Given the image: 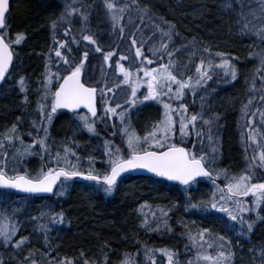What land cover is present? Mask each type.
<instances>
[{
  "label": "trees",
  "instance_id": "1",
  "mask_svg": "<svg viewBox=\"0 0 264 264\" xmlns=\"http://www.w3.org/2000/svg\"><path fill=\"white\" fill-rule=\"evenodd\" d=\"M63 1L54 0V3L57 7L58 2L63 3ZM90 1L91 4L86 6V9L78 11L82 26L76 33L68 24L53 30L50 21L53 13L52 1L46 3L44 0H15L12 3V6L15 2L19 5V9L14 13L11 6L10 14L14 15V17L11 15L12 23L16 28L26 30L23 31L29 37L31 48L24 51L23 45L15 46L17 51L14 52L12 71L7 78V81L10 78L11 85L1 86L0 138H3L13 125L17 126V134L26 145L32 144L37 138L33 121L37 124L40 121L38 101L42 95V88L39 77L41 73L46 72L45 66L41 65L40 51L48 41H51L44 39L45 31L57 34L60 29L69 30V35L75 37L80 47L75 48L68 44L67 56L76 59L81 56L80 50L84 47L80 43L82 30L83 34L93 35L99 44L113 42V46L107 50L117 51L118 54L114 58H118L120 52L129 50L130 36L135 32L137 40L143 42L142 51L151 58L149 49L153 45L160 46L161 34L158 29L162 28L166 31L171 30V40L164 38L163 42L167 43L169 50L173 52L171 57L174 61L173 71L176 74L185 73L184 79L188 76L197 77L195 69L201 60L205 61V67L209 59L214 64L226 60L237 70V79L233 81L230 75L224 74L223 69L213 67L212 79L204 87L197 88L195 94L185 90L183 102L187 105L188 115L202 112L204 119L211 121L213 140L210 144L207 138L209 126L198 120L197 127L204 133L203 144L201 145L192 135L183 146L191 150L195 142L197 152L203 148L205 153L215 155L214 167L226 169L230 174L237 176L244 172L253 156H256L258 161L261 151L258 145H264V139H261L264 137V123H261L259 116V112L264 111V101L260 100L264 95V82L261 80L264 72H257L260 64L256 56V53L264 50V41L256 35L257 31L264 29V11H261L259 0H243L242 4L237 0H230V6H228L229 0H138L141 8L145 6L148 8V15L143 17L144 22L141 23L139 13L135 11L134 6L130 13H125L120 21L121 25L125 26L126 34L123 39L119 38L118 28L113 30L105 0ZM108 2L114 3L116 7L132 5V0H108ZM219 3L223 5L218 6ZM221 7L224 11H221ZM85 13L87 20L83 19ZM129 15L132 17L131 23ZM242 16L247 18L251 31L248 29L242 31L246 23ZM137 25L143 29L142 33L137 31ZM18 34L22 33L15 32L12 38L15 39ZM69 48L71 52L68 51ZM131 52L134 55L135 49H131ZM216 53L223 55L217 56ZM31 54L35 58L31 57ZM100 56L102 55H98ZM168 59L165 55L163 62L167 63ZM27 65L31 69L34 68L31 91L13 97L9 92L16 84V80H13L14 74L17 69L24 72ZM149 67H158V63ZM122 79L119 76V80ZM108 84L110 86V82ZM16 90L20 91V86ZM142 91L147 90L142 87L139 92ZM216 92L219 94L217 95ZM109 95L111 101L113 94L109 93ZM250 99L252 100L250 112L245 116L242 107L248 104ZM216 101L218 108L215 106ZM173 106H176L175 101ZM47 110L50 111V104ZM252 112L256 115L252 116ZM249 118L253 120L256 144L247 139L250 128L246 125ZM77 122L79 120L76 115L58 112L54 114L50 124L45 122V126L48 127L47 144L50 147V154L52 157H55L57 151L63 154L64 147L68 146L79 156L78 164L81 171L87 173L91 166L102 176L109 170L106 162L108 158L104 155V151L100 153L94 146L89 145L88 139L80 141L77 149L69 143V137L72 130L77 127ZM96 128L99 132L103 126L96 124ZM79 132L84 137L89 134L82 127ZM39 135L43 136L44 133L41 131ZM176 142L180 143L178 130ZM113 146L120 147L123 154L127 155L126 143L122 138ZM213 147L216 149L215 153L212 152ZM6 151L7 167H15L19 174L36 177L42 168L46 170L49 165V155L41 153L38 144L33 149L34 154L24 157L19 163L12 160L14 148L8 147ZM72 160L75 162L76 157H72ZM4 164L5 157L0 155V167ZM52 166L55 167L54 164ZM252 182H264V169H255V178ZM217 184L223 188L225 180L220 178ZM67 185L63 196L54 195L51 198L23 197L12 192L0 191V217H9L11 223L16 226L15 240L20 237L27 238V248L23 254L17 253L15 256L10 253L8 247L0 248V252L6 258L4 264H9L8 261L11 264H21L25 256H32L38 264H47V259L52 257L74 259L75 262L81 261L82 264L87 259L90 264L96 259L94 255L99 257L98 260H102L99 264H105V256H107L106 264H109L108 261L110 264H116L117 258H127L125 254L138 255L140 260H148L145 249L153 250L152 257L156 261L155 264H160V252L156 250L163 248L176 252L179 264H189V261H192V264H209L206 261H197V249L190 248L188 244L187 233L189 231L198 233L201 228L210 229L212 239L224 235L231 241L229 250L233 255L229 264H264V255H261V250H264V219L256 220V213L245 214L247 220L253 222V230L247 233L245 225L246 235L240 236L236 231L229 230L227 225L233 222L228 221L224 213L215 210L206 213L186 210V202L189 199L191 203L209 200L215 190L210 180H199V183L193 184L190 191H185V188L171 185L163 180L127 176L119 180L111 195L98 190L94 182L68 181ZM122 191L129 192L130 195L123 198ZM243 199L249 207L252 206L251 196ZM89 203L95 204V208L87 207ZM119 203L122 205L120 206ZM161 210L168 212L166 218H161ZM59 214L63 215V223L52 224L51 217ZM259 214L264 217V206L259 210ZM157 218L161 221L166 219L171 231L164 227L163 222L159 231H149L141 227L142 222L147 219L153 222L152 227L155 228L154 221ZM42 225H47L50 229L47 233L48 246L45 245ZM235 227L239 228V225ZM188 249L192 250L189 257ZM217 251L218 248L207 249L205 246V254L214 256ZM48 252H51V256L46 259L44 254ZM81 253L84 255L81 256ZM234 254H240L246 259L234 261ZM160 255L164 260L167 259L161 253ZM24 264H30V261Z\"/></svg>",
  "mask_w": 264,
  "mask_h": 264
},
{
  "label": "snow or ice",
  "instance_id": "2",
  "mask_svg": "<svg viewBox=\"0 0 264 264\" xmlns=\"http://www.w3.org/2000/svg\"><path fill=\"white\" fill-rule=\"evenodd\" d=\"M77 2H80V0H72L71 4H65V11L52 22L54 31L58 26L71 24L70 17L73 12L79 11V9L73 7V4ZM237 2L242 4L243 0H237ZM259 3L261 5V11H264V0H259ZM105 6L112 20L113 30L119 29L120 39H123L126 34L125 26L121 25L120 21L124 18L125 13H130L133 10V6L135 7V11L139 13L141 23L144 22L143 17L148 15V8L146 6L141 8L138 0H132V5L126 4L122 7H116L114 3L105 0ZM228 6H230V0ZM9 8V0H0V29H5L6 27V15ZM242 18L246 21L242 31L244 29L251 31L252 29L249 28L247 18L243 16ZM83 19L87 20L86 13L83 15ZM129 22H132L131 15H129ZM136 28L137 31L143 32V29L139 25ZM158 30L161 34V44L159 47L153 45L149 49L152 54L151 58L146 56L142 51L143 42L137 40L136 33L133 32L131 34L129 50L127 52H120L119 59L115 62V74L123 79L113 81L114 86H109L106 79L103 86H101L99 81L89 83L82 79V69L89 56V52L84 51L83 59L77 63L75 57L62 54L61 50L65 49L67 42L63 40L58 41L56 36H53L54 42L58 44V47L53 49L55 56L63 61L66 67L61 69L57 66L56 71L52 72L46 65L44 79L41 82L42 95L38 101L40 121L39 124L33 121L37 138L33 140L32 144L26 145L24 143L21 136L17 134L16 125H13L3 135V138H0V155L5 157V164L3 167H0V189H12L16 192L29 195L51 194L63 196L68 186L67 182L79 177L82 180L94 182L98 190H102L106 195H111L123 174L135 170H144L154 174L156 177L178 182L180 185L185 186V191H190L193 184L199 183L198 178H205L211 181L215 189L211 197L208 201H201L199 203H191L189 199L186 202V210L192 209L205 213L215 210L218 213H224L227 216V220L233 222L227 225L230 231H236L238 235L244 236L246 235V225L247 233H251L253 230V222H249L245 214L249 212L256 213V220L264 219L259 214V210L264 206V182H252L255 178V169H264V145H258L261 148L258 161L257 157L253 156L249 160L244 172L238 176L230 174L226 169L214 167L216 163L215 155L205 153L203 148L197 152L195 142H193L191 150L183 146L188 142V137L192 135L197 138L201 145L203 144L204 133L197 127L198 120H202L204 125L209 126L207 129V138L210 144L213 140L212 128L210 126L211 121L204 119L202 112L188 115L187 105L183 102L186 95L185 90L187 89L195 94L197 88L204 87L212 79L213 74L211 69L213 67L223 69L224 74L226 76L230 75L233 81L237 79V70L226 60L214 64L209 59L207 61V67H205V61L201 60V63L195 69L197 77L193 78L192 76H188L187 79H184L185 73L176 74L173 71L174 61L171 59L173 52L169 50L167 43L163 42L164 38H167L169 41L171 40V30L166 31L162 28ZM64 35L68 36L69 30H65ZM81 35L82 39L88 44L95 45V51L97 53L103 54L105 64H108L118 54L114 49L104 52L93 35L83 34V30ZM256 35L260 40L264 41V29L257 31ZM5 36V32H0V83L7 79L6 74H9V66L13 62L14 53L11 45L13 43L18 45L24 39L22 34H18L14 41L6 42ZM73 42H76L75 37H73ZM131 49H135L134 55H132ZM68 51L71 52V48ZM205 51L209 50L205 49ZM165 55L169 58L167 63L163 62ZM216 55L222 56L223 54L216 53ZM256 56L260 64L257 72H264V50L256 53ZM121 61H128V67H125ZM48 63H52V61L49 60ZM157 63L158 67H149V65ZM140 73L143 75L141 76ZM261 80L264 82V75L261 76ZM19 85L20 91L25 92L26 86L23 77H20ZM121 85L125 87L122 88ZM142 87L146 88L147 91L140 93L138 96V92ZM53 88L55 89L54 91ZM117 88L121 91L130 89V94L125 96L123 104L119 100H114L115 107L108 106L109 97L107 94L112 93L113 96H116L115 89ZM98 94L100 102L104 105L102 114H98ZM260 100L264 101V95L260 97ZM146 101H154L162 105L163 113L162 118L153 125L152 130L146 132L141 137L136 134V131L131 126L130 111ZM173 101L176 102V106H173ZM49 104L50 111L47 110ZM251 104L252 100L250 99L248 104L242 107V113L245 116L249 115ZM81 108L87 109V114L81 115L78 112ZM60 109H66L74 113L80 122V126L91 135L99 134L96 128L98 121L103 123L105 130H107L109 127L108 122L113 120L114 117H118L120 121L118 131L122 140L126 143L127 155L123 154L120 147L113 146L112 141L105 140L104 155L108 158L106 162L109 165V170L102 176L95 172L91 166L87 173L81 171L78 164L79 156L68 146L64 147L63 154L57 151L55 157H52L50 147L47 144L48 127L45 126V122L50 124L54 114ZM117 109H120V111L118 112ZM251 115L255 116L256 113L252 112ZM259 116L261 123H264V111H260ZM246 126L250 128L247 139L253 144H256L255 128L251 118L248 119ZM111 127L113 129L111 135H117V126L115 123ZM177 130L180 137L179 144L176 142ZM41 131L44 133L43 136L39 135ZM261 139H264V137H261ZM5 141H7V144H5ZM37 144L39 145L41 153L49 155V165L46 170L42 168L36 177H32L27 174H19L15 167H7L6 148H14L12 160L19 163L24 157L34 154L33 149ZM215 151L216 149L213 147L212 152L215 153ZM72 157H76L75 162L72 160ZM53 164L55 167L52 166ZM220 178L225 180L223 188L217 184V180ZM249 196L252 197L251 207L243 199ZM153 215L155 216V214ZM167 216L168 212L161 210V218H166ZM154 222L155 228L152 227L153 222L145 219L141 227H145L149 231H159L161 222H163L164 227L168 231H171L166 219L161 221L160 218H157ZM51 223H63V215L52 216ZM236 225H239V228H236ZM41 230L45 233V245L48 246L47 233L50 229L47 225H42ZM16 235L17 228L11 223L10 218L7 216L0 217V245L21 249L26 244L27 238L20 237V239L14 240L13 238ZM187 239L190 241L191 247L197 249V261L202 260L209 262V264H229L233 255L229 250L231 241L224 235L212 239L210 229L201 228L198 233L189 231L187 233ZM205 246L207 249L218 248L219 251L214 256L205 254ZM187 247L188 245H186ZM156 251H159L163 256L167 257L168 264H179L178 259H176L178 256L176 252L167 248ZM145 254L146 257L152 258L153 250L145 249ZM44 255L47 259L51 256V252L45 253ZM83 255L81 253V256ZM125 255L127 258L122 261V264H136V261L130 255ZM261 255H264V250H261ZM28 261H30V264H38L32 256H25L21 264ZM106 262L107 256H105V264ZM0 264H3L2 259H0ZM47 264H74V261L68 258L57 259L56 257H52L51 259H47ZM84 264H89V261L85 259ZM153 264H155L154 260ZM189 264H192V261H189Z\"/></svg>",
  "mask_w": 264,
  "mask_h": 264
},
{
  "label": "rangeland",
  "instance_id": "3",
  "mask_svg": "<svg viewBox=\"0 0 264 264\" xmlns=\"http://www.w3.org/2000/svg\"><path fill=\"white\" fill-rule=\"evenodd\" d=\"M44 1H46V3H48V1H52V4H53L52 5V11H53V13H52V17L50 19L51 22H53V20H56L61 15V13L65 11V4L66 3H68V4L72 3V0H69V1H65L64 0L63 3H59L58 2L57 7H56V4L54 3V0H44ZM90 2H91L90 0H80V2H77L76 4H73V7L77 8V9H80V10L81 9H86L87 8L86 6H89L91 4ZM220 5H221V3L218 4V6H220ZM18 6H19L18 3L15 2L14 5L12 6L13 13L19 9ZM49 9H47V11ZM13 13L10 14V18H9V22H8V26H7V31L9 33H12V34H14L15 32H18V31H20L22 33V35L24 36V39L21 41L20 45H23V50L25 51L26 49H30L31 48L30 47L31 44L28 42L29 37L26 36V34L24 32L26 30H24L23 28L18 29V28H16L15 25H13V23H12V19H13L12 16L14 17ZM70 19H71V24H68V25H71L72 31L74 33L79 32L81 30V26H82V22L80 20V13L79 12H73V14L70 17ZM65 30L66 29H60L57 32V34L51 32V31H47V32L45 31L44 39L46 41L51 40V41H48V43H46L44 45V48L42 47V49H41L42 51H40V53H41L40 54L41 55L40 56V60L42 62L41 65L45 66V71H46V65H47V68L50 69L52 72L56 71L57 66H59L61 69L66 67L63 64V61L59 60L55 56V52L53 50L55 47H58V44L55 43L54 40H53V36L54 35L56 36V39L58 41L59 40H63L65 42H67L66 45L70 44V42L73 44V38L70 35H68V36L64 35ZM49 34H51L52 37ZM8 39H9V41H14L15 40V39H13L10 36L8 37ZM26 39H27V42H26ZM112 43L113 42H109L107 45H103V44H99V45L104 50V52H106V51H108L107 49H110V47L113 46ZM84 44H87V42L84 41ZM15 46L17 47V44H12L11 45L13 53L15 51H17ZM77 47H80V45H78ZM62 50H64V49H62ZM84 51H88L89 52V50H87V48H85V47H84ZM97 54L98 55H103L102 53H97ZM30 56L35 58V56L33 54H31ZM100 57H102V56H100ZM29 59H31V58H29ZM81 59H83V54L79 58L76 59V62L78 63L79 60H81ZM49 60H51L52 63H48ZM102 63L105 64L104 61H102ZM43 66H42V70H43ZM84 67H85V70L83 72V77H84V80H86L89 83H95V82L99 81L100 84L103 86L102 81L106 78V80L108 82H110V86H114L113 85V81H118L119 80V77L116 76L114 72H110L108 74H107V72H105V75H103L101 72H98L97 68H94V67H93V70L90 73H88V69H89L88 68L89 67L88 58H87V60L84 63ZM112 70L115 71V67H113ZM33 72H34V68L31 69V67L28 66V65L24 68V72H22L19 69H17L15 74H14V77H13V80H16V84H15V87H13L12 90L9 92V94L12 95L13 97H15L17 95H25L27 92L31 91V88L33 86V76H34ZM41 74L42 75H40L39 79L42 82L43 79H44V74L45 73H41ZM20 77L24 78L25 86L27 88V90L25 92H21V91H17L16 90V88L18 86H20L19 85ZM121 87L124 88L125 86L121 85ZM53 90H54V88H53ZM115 91H116V96H112V98H111L113 107H115V104L113 103L114 100H119V102L121 104H123L125 96L127 94H130V89H127L126 91H121L119 88H117V89H115ZM144 92H146V91H143L142 93H144ZM218 94H219V92L217 93V95ZM31 100L33 101V99H31ZM98 102H99V105H102V103L100 102L99 95H98ZM150 103H154V101H149L148 104H150ZM148 104H145V102H143L142 104H139L137 107L131 109V111H130L131 126L136 131V134L138 136H141V137L144 136L146 134V132L151 131L153 125H155L161 119V113L158 110L160 109V111L163 112V108H161L162 105L155 103L154 106H148ZM215 106H216V108H218L217 101L215 102ZM125 107H127V105H125ZM146 107H148V108H146ZM156 108H158V110ZM117 111L119 112L120 109H117ZM146 112H154V115L151 114V113L146 114ZM81 115H83V114H81ZM141 116L144 118V120L141 118ZM115 121L117 123L116 125H118V128H119L120 121H119L118 117H115ZM80 130H81L80 122H77V127H75L74 130H72V133H71V135L69 137V143L74 148L77 149L79 147L77 145L80 143V141H83V139L84 140L88 139V144L89 145L91 144V146H94V148H96L100 153H102L103 151L105 152L104 141L105 140H109V139L103 137L100 132H99L98 135L88 134V135H86V137H84V136L81 135V132H79ZM112 138L113 139L111 141L113 142V144L118 143V141L115 139V136H112ZM128 194L130 195L129 192L125 193V192L122 191V195L121 196L124 198L125 196H129ZM119 204H120V206L122 205V203H119ZM86 206L89 207L90 209L95 208V204L93 205L92 203H89ZM185 243H187V241H185ZM188 243H189V240H188ZM37 244H39V243H37ZM0 248L3 249L5 247L3 245H0ZM187 252H188L187 256L189 257L191 252H192V250L188 249ZM159 256H160V264H168V260L167 259L164 260V258L160 255V253H159ZM159 256L157 257L158 259H159ZM131 257L136 261V264H146V263L153 264V260L155 261L154 257L149 258L148 260H140L138 258V255H134V256L132 255ZM94 258H96V259H94ZM94 258H93L94 261H92L90 264H99V263H101L102 260H98L99 257L97 258L94 255ZM233 258H234V261H237L238 259L244 261L246 259V257H244V256H242L240 254H234ZM0 259H2L3 262H6L5 261V257L3 256V254L1 252H0ZM123 260L124 259H121V257H119V258H117V263L118 264H122ZM73 261H74V264H75V260L74 259H73ZM155 263H156V261H155Z\"/></svg>",
  "mask_w": 264,
  "mask_h": 264
},
{
  "label": "flooded vegetation",
  "instance_id": "4",
  "mask_svg": "<svg viewBox=\"0 0 264 264\" xmlns=\"http://www.w3.org/2000/svg\"><path fill=\"white\" fill-rule=\"evenodd\" d=\"M10 11H11V8L9 9V14H8V17H7V20H6V27H5V29L0 30V32H5L6 33L5 39L7 41H9V39H8L9 36L12 37V33H9L7 31V26H8V22H9V18H10ZM83 42H84V40L81 39L80 40V43H82L85 46V48H87V50H89V56H88V60H89V67L88 68L89 69H88V73H90L93 70V67L94 68H97L98 69V72H101L103 75H105V72H107V74L110 73V72H113V70H112L113 66L109 62H108V64L101 63V57H98V54L95 51V45L88 44V43L87 44H84ZM104 45H107V44L104 43ZM112 61L115 63L117 60L112 59ZM127 62L128 61H124L123 62V64H124L125 67H127V65H126ZM109 65H111V67H109ZM114 67H115V65H114ZM84 70H85V67H83L82 73L84 72ZM116 76H118V75H116ZM82 77H83V74H82ZM6 81H7V79L4 81V85H8V86L11 85L9 83L10 82V78H9V80L7 82ZM12 82H13V80H12ZM102 83H104V81H102ZM0 90H1V86H0ZM107 95H108V97L110 96L109 93ZM97 101H98V99H97ZM110 103L112 104V100L110 101V98H109V104H108V106H112L113 107V105H110ZM103 107H104V105L103 104L102 105H99V102H98V114H102L103 113ZM146 108H148V107H146ZM156 109L158 110V108H156ZM158 111L160 113L162 112V111H160V109ZM62 113L64 114V113H67V112H63L62 111ZM149 113H151V114L154 115V112H146V114H149ZM68 114H71V113H68ZM141 118L144 120V118L142 116H141ZM113 123H115V125L117 124L116 121H115V117L113 118V120H111V121L108 122L109 127H108L107 130H105V125L103 123H100L99 121L97 122V124H100L101 126H103V128L101 130H99V132L101 133V135L103 137H105V138H107L109 140H112L113 139L112 138L113 135H111V132L113 130L111 126H112ZM116 126H117V129H116L117 130V135L119 136L120 135L119 134V131H118L119 128H118V125H116ZM117 135H115V136H117ZM26 248H27V245H23L22 246V249H14L12 247H8V249H10V253L11 254H14L15 256H16L17 253L23 254L24 251L26 250ZM190 248H191V245H190ZM8 263L11 264L9 261H8ZM75 264H82V263H81V261H79V262H75Z\"/></svg>",
  "mask_w": 264,
  "mask_h": 264
},
{
  "label": "water",
  "instance_id": "5",
  "mask_svg": "<svg viewBox=\"0 0 264 264\" xmlns=\"http://www.w3.org/2000/svg\"><path fill=\"white\" fill-rule=\"evenodd\" d=\"M9 1H10V0H9ZM0 30H1V29H0ZM10 67H11V65L9 66V71H10ZM6 75H7V74H6ZM0 84H1V83H0ZM60 110H63V111L69 112V111L66 110V109H60ZM79 110H84V111L87 112V109H84V108H81V109H79ZM79 110H78V111H79ZM89 115H90V114H89ZM126 175L152 177L153 179H161V180H165V181H167V182H169V183H171V184L178 185V186H180V187H185V186L180 185L178 182H175V181H168V180H166V179H164V178H162V177H156L154 174H152V173H148V172H146V171H144V170H135V171H131V172H129V173H125V174H123L122 177H123V176H126ZM198 179H200V178H198ZM72 181H76V182H86L85 180H82V179H80L79 177L74 178ZM0 190H12V189H0ZM12 191H14L16 194H18V195H22V196L29 195V194H25V193H19V192H16L15 190H12ZM30 196H34V197H52L53 195H51V194H36V195H30Z\"/></svg>",
  "mask_w": 264,
  "mask_h": 264
},
{
  "label": "bare ground",
  "instance_id": "6",
  "mask_svg": "<svg viewBox=\"0 0 264 264\" xmlns=\"http://www.w3.org/2000/svg\"><path fill=\"white\" fill-rule=\"evenodd\" d=\"M220 9H221V11H224V9H223L222 7H221ZM188 244H189V245H191L190 241H189V243H188Z\"/></svg>",
  "mask_w": 264,
  "mask_h": 264
}]
</instances>
